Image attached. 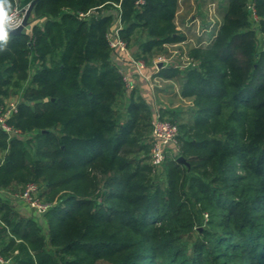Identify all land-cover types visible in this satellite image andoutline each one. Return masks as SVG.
Returning a JSON list of instances; mask_svg holds the SVG:
<instances>
[{"label": "trees", "instance_id": "obj_1", "mask_svg": "<svg viewBox=\"0 0 264 264\" xmlns=\"http://www.w3.org/2000/svg\"><path fill=\"white\" fill-rule=\"evenodd\" d=\"M119 1L137 58L183 39L177 0H37L29 32L9 33L0 104L28 73L9 123L35 136L7 142L0 130V153L9 143L0 190L27 172L43 179L47 202L61 195L39 219L45 232L0 195L1 255L11 264H264V0H255L257 25L249 0H228L213 42L190 50L198 63L182 95L192 122L178 126L187 166L167 159L165 186L148 163V104L126 91L105 40L111 17L101 13Z\"/></svg>", "mask_w": 264, "mask_h": 264}, {"label": "built area", "instance_id": "obj_2", "mask_svg": "<svg viewBox=\"0 0 264 264\" xmlns=\"http://www.w3.org/2000/svg\"><path fill=\"white\" fill-rule=\"evenodd\" d=\"M14 8L18 9L17 19L22 23V19L25 15L27 7L19 5L18 0H14ZM143 0H137L136 5H142ZM99 8H102L100 6ZM248 11L250 12V18L254 25H257L258 16L255 7V0H249L247 3ZM98 16L95 9L86 13H79V18L88 16ZM206 15L209 21L207 27L201 28L196 31L195 39L185 38L176 44H167L168 51L171 52L167 58H158L153 61L152 66H148L147 63L134 56L127 45V42L121 36L122 30V11L120 1L112 4V8L104 9L101 13V17L110 16V26L105 33V40L111 55V64L122 76L123 83L126 91H130L136 87L138 83L145 85L150 89V98L148 103L151 102L150 108L152 109V119L150 122V134L148 137V144L150 146L149 161L152 166L153 172H159L167 159L176 160L180 156V142H179V129L178 126L167 120L162 115V109L156 103L153 90L157 87L160 88L158 73L160 68L165 66H172V56H175L178 63L174 66H181L185 69L195 68L197 61L190 56L189 52L194 48H205L210 45L215 39L220 27V21L216 13V7L214 3H209L206 8ZM21 23L19 25H21ZM192 21L188 23L191 25ZM17 28V27H16ZM182 31V30H181ZM184 33V32H183ZM173 47V48H172ZM190 47V49H188ZM160 67H158L159 64ZM155 101V102H154ZM18 110L17 104H11L5 113L0 114V130L6 134L9 139L23 140L25 137L21 136L20 132L9 123L10 119L15 116ZM1 113V110H0ZM161 172V171H160ZM39 187L34 184H26L21 188L18 194H15L13 199L15 203L13 206L18 212L23 213L31 211L30 215L37 216L38 219H42L44 214L49 210L50 204L40 202L38 197ZM6 194L3 190H0V195ZM20 202V203H17ZM17 204V205H16ZM0 264H11L9 259L4 258L0 253Z\"/></svg>", "mask_w": 264, "mask_h": 264}, {"label": "rangeland", "instance_id": "obj_3", "mask_svg": "<svg viewBox=\"0 0 264 264\" xmlns=\"http://www.w3.org/2000/svg\"><path fill=\"white\" fill-rule=\"evenodd\" d=\"M219 1L220 0H178L179 7L177 8L178 12L176 14V18H177V22H178L179 26L178 25H176V26H178V30H182V32H184V33H182L180 31L182 34H184L183 35L184 38H185V35H187V37L191 38V39L197 38L196 37V31L201 29V26L203 24L202 22L204 20V18L201 17V13L207 8L209 3H214L215 4L217 16H218V18L220 17L219 14L222 13L223 11L218 6ZM14 5H15V3H14ZM186 17H187V19H186ZM195 17H197V18H195ZM184 19H186L187 21L185 20L184 23H182ZM190 21H192V24L188 25V23ZM197 21H198V24L196 26ZM29 29H30V26L28 28H26L24 31L25 32H29ZM133 39H134L135 42H139V41L141 42V41H143L145 39V37L141 33V31H137L135 33ZM163 48L164 47H162V50L156 52L149 59V61L148 60L145 61L147 63V65L152 66L153 65V61L155 59L167 58L168 55L171 54V52L168 51V49L166 47H165L166 51L163 52L164 51ZM188 49H190V47ZM129 50H130L131 53L133 52L132 54L134 56L136 55L137 48L135 47V45L133 47H129ZM19 80H21L20 83H19V86L11 87L9 89L7 95L3 96V101L0 104V110H1L0 114L5 113L8 110V108L11 106V104L19 105L21 102L26 100V95L28 94L27 93V88L29 86L28 83H29V80H30L29 74L27 73L26 75L19 76ZM164 81H166V80H161L160 81L162 87L168 84L167 82H164ZM156 103L157 102H155L154 104H156ZM172 103H173L174 106L175 105L177 106V107H175V109L179 110V112H180V113L179 112H177V113H179V114H181V113L184 114L185 113L184 115H187V116H184V118L182 119L183 122H185L186 120L187 121L190 120V115L189 114H190V111L192 110V108L190 106L193 107V102L191 104H189V103H187L186 100L175 99V100H172ZM147 104H148L147 107L150 110L149 111V117H150V121L149 122H151V119H152V109L150 108L151 102H149V103L147 102ZM186 113H188V114H186ZM12 118H14V117H12ZM165 118L167 120H169V121L170 120L172 121V118L169 117V116H167ZM174 123L178 126L177 122H174ZM16 129L20 132L21 136L25 137V139H29L30 137L33 139L34 136H35L34 132L23 131V130H21L19 128H16ZM6 138H7V142H9L10 139H9V137L7 135H6ZM7 142H6V144L8 145L7 148L3 149L1 151V153H0L1 162H3L4 156L8 153V150H9V148H8L9 147V143H7ZM26 146H27V150H28L30 156L27 155V154L25 155L24 163L29 167V169H33L34 166L32 164L31 155H33L36 150L34 148H32V146L30 144H26ZM42 150H44V148H42ZM148 156H149V153H148ZM182 158L186 162V159L184 157H182ZM33 159L41 160V159H43V156L37 155ZM148 163L150 164L149 157H148ZM182 165L183 166L184 165L187 166V163L186 164H182ZM182 168H184V167H182ZM160 171L159 172H154L153 174L156 175V176L161 177V180L163 181V184L165 186L166 178H165L164 174H162L163 168ZM26 176H27V178H26L25 181H22V180H19V179L13 180L3 190L6 194L2 195V197L9 199V202L11 203V205H13L15 203V200L13 199V197L15 196V194L19 193V191L21 190L20 187L23 188L22 187L23 185L31 184V183H34V184H36L39 187L38 197L40 199V202L45 203V204L48 203V204H50V207L55 205L58 202V198L61 195V193L55 194L53 199H52V201L51 202H47V200H46L47 196H46V194L44 195V193H43L44 189L46 190L45 182L43 181V179H40V181H34L35 179L33 178V175L30 174V173H27V172H26ZM17 203H20V202H17ZM25 211L26 212H23L21 214H23L24 216H30V217L35 218L36 221L38 222V224L42 227V230H44V232L47 230V225L45 223V220L44 221L43 220L39 221V219H38L39 217L37 218V216L27 214V213H30L31 211H28L27 209ZM208 219H209L208 214L207 213H203L202 218H201V222L202 223H201V226H200L199 230H202L201 229L202 226H204L206 224ZM100 264H105V263H100Z\"/></svg>", "mask_w": 264, "mask_h": 264}, {"label": "crops", "instance_id": "obj_4", "mask_svg": "<svg viewBox=\"0 0 264 264\" xmlns=\"http://www.w3.org/2000/svg\"><path fill=\"white\" fill-rule=\"evenodd\" d=\"M227 1L228 0H220L219 1V4H218V6L223 11L222 13L219 14L220 17L218 18L219 21H220V24L222 22V17H223V15L225 13V8H226ZM178 7H179V5H178V0H177V8ZM177 12L178 11L176 9L175 18H174L175 25H178L177 18H176ZM201 17L204 18V20L202 22L203 24H202L201 28L207 27L209 25V21L207 19V15H206V9L201 13ZM195 18H197V17H195ZM186 19H187V17H186ZM186 19H184L182 23H184V21ZM197 24H198V21L196 23V26H197ZM178 26H176V27L178 28ZM179 31H181V30H179ZM183 39H184V37H183ZM181 41H179V42H181ZM179 42L166 43V44H164L163 45V47H164L163 48L164 49L163 52L166 51V48L165 47H167V44L168 45L169 44H172V46H173V44H176V43H179ZM169 56L170 55H168V57ZM176 63H178L176 57L175 56H172V66H165L163 68H160V71L158 73V78H160V81L161 80H166L164 82H167L168 84L162 87L161 86V83L159 81L160 88L157 87L156 89L153 90V92L155 94L154 95V98H155L157 104L162 109V115L164 117H167V116L171 117L172 118V121L173 122H177V124L179 126L182 123L192 122L191 115H190L192 110L190 111V114H189L190 115V120H188V121L186 120L187 122L186 121L183 122L182 119L184 118V116H187V115H184L185 113L184 114L183 113L179 114L180 112H179V110H176L175 109V107H177V106L176 105L175 106L173 105L172 100H175V99H183V100H186L187 103L191 104L192 103L191 102L192 101V98L191 97H186V96H183L182 95V83L185 82L184 77L186 76L187 69H185V68H183L181 66H174V65H176ZM133 90L135 91V94L140 99H142L146 103L148 102V98H150L151 95H150V89L147 86H145L143 84L141 85V83H138ZM190 107L193 108L192 106H190ZM177 112H179V113H177ZM186 114H188V113H186ZM15 209H18V208H15Z\"/></svg>", "mask_w": 264, "mask_h": 264}, {"label": "clouds", "instance_id": "obj_5", "mask_svg": "<svg viewBox=\"0 0 264 264\" xmlns=\"http://www.w3.org/2000/svg\"><path fill=\"white\" fill-rule=\"evenodd\" d=\"M18 9L14 8L13 0H0V53L8 51L9 32L21 23L17 19Z\"/></svg>", "mask_w": 264, "mask_h": 264}, {"label": "water", "instance_id": "obj_6", "mask_svg": "<svg viewBox=\"0 0 264 264\" xmlns=\"http://www.w3.org/2000/svg\"><path fill=\"white\" fill-rule=\"evenodd\" d=\"M36 1H37V0H33V1H31V2L28 4L27 9H26V11H25V15H24V17H23V19H22V23H21V25H19V26H18L17 28H15L14 30L10 31V32H9L10 34H19V33L23 32L26 28H28V27L30 26V23H29L30 21H29V19H30V16H31V13H32V10H33V7H34ZM158 66L160 67L161 64H159ZM46 131H47V130H44V131H42V132L44 133V132H46ZM177 162L180 163V164H186L185 160H184L181 156H179V157L177 158Z\"/></svg>", "mask_w": 264, "mask_h": 264}]
</instances>
